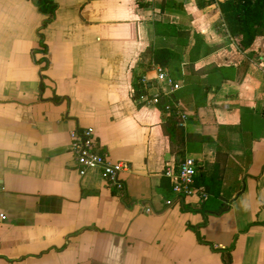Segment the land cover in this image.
<instances>
[{
	"label": "crops",
	"instance_id": "1",
	"mask_svg": "<svg viewBox=\"0 0 264 264\" xmlns=\"http://www.w3.org/2000/svg\"><path fill=\"white\" fill-rule=\"evenodd\" d=\"M52 1L43 53L37 0H0V264H264V32L239 49L210 0ZM157 47L177 140L133 98L142 76L156 91ZM87 127L127 163L123 197L78 174L69 132ZM172 145L197 162L192 195L169 187Z\"/></svg>",
	"mask_w": 264,
	"mask_h": 264
},
{
	"label": "built area",
	"instance_id": "2",
	"mask_svg": "<svg viewBox=\"0 0 264 264\" xmlns=\"http://www.w3.org/2000/svg\"><path fill=\"white\" fill-rule=\"evenodd\" d=\"M148 1V0H145ZM218 5L225 0H210ZM150 79L142 76L140 83L147 85ZM145 88L140 93L137 100L146 106H158L161 99L166 98L167 103L164 110L170 112L174 106L171 103L172 93L180 88V84L173 80L168 71L160 65L155 66V76L150 87H155L156 91L148 92ZM176 114L179 112L176 110ZM181 115V114H180ZM70 152L72 153L76 170L80 176L84 175L92 168H99L102 175L110 187L115 188L118 196H124V182L120 177V172L127 168V163L123 161H112L102 144L96 139L92 128L73 129L69 132ZM164 174L171 180V191L175 195L188 196L197 192L195 186V176L197 175V162L191 156H185L177 166H167ZM168 204L171 200L166 201ZM145 212H151L150 207H146Z\"/></svg>",
	"mask_w": 264,
	"mask_h": 264
},
{
	"label": "trees",
	"instance_id": "3",
	"mask_svg": "<svg viewBox=\"0 0 264 264\" xmlns=\"http://www.w3.org/2000/svg\"><path fill=\"white\" fill-rule=\"evenodd\" d=\"M36 6L38 10L46 15V18L42 21L38 35L41 45V51L46 53V46L43 42V34L41 29L45 27L55 16V11L57 8V3L52 0H37ZM219 9L222 13L223 20L230 31V33L234 36L237 46L241 50H245L248 48L254 37L258 34H262L264 32V0H225L218 4ZM153 56L155 61L165 67L167 63H169L171 57L173 56V52L171 48L167 47H157L153 50ZM36 62L41 63L42 71L46 68L48 61L46 58H41L40 60H36ZM45 78L44 74H41V88H43V79ZM140 79V77H139ZM139 79L134 85L133 90V98L138 99L139 95L147 85L139 82ZM52 100L59 101L60 98L58 96L52 97ZM165 100L161 99L159 102L160 109L165 113H167L165 117V123L163 126L164 131L167 134L172 135L175 140L180 138L182 135V128L180 125V118L176 116V114L172 111L167 112L164 110ZM173 123V124H171ZM175 123V125H174ZM171 124V125H170ZM179 137V138H178ZM172 150L174 146L172 145ZM179 150V149H178ZM176 155L179 157H184V152L181 149L179 152L176 151ZM177 166V165H176ZM200 179H204V177L200 176ZM169 179V178H168ZM197 180L195 176V181ZM168 185V183H167ZM172 182L169 179V187L171 188ZM200 187L201 183H197ZM204 189V188H203Z\"/></svg>",
	"mask_w": 264,
	"mask_h": 264
}]
</instances>
